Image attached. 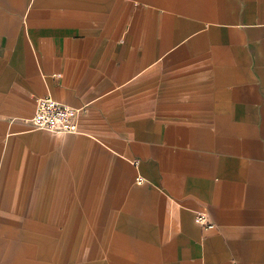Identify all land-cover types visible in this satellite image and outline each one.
<instances>
[{
    "label": "crops",
    "instance_id": "1",
    "mask_svg": "<svg viewBox=\"0 0 264 264\" xmlns=\"http://www.w3.org/2000/svg\"><path fill=\"white\" fill-rule=\"evenodd\" d=\"M0 264H264V0H0Z\"/></svg>",
    "mask_w": 264,
    "mask_h": 264
},
{
    "label": "built area",
    "instance_id": "2",
    "mask_svg": "<svg viewBox=\"0 0 264 264\" xmlns=\"http://www.w3.org/2000/svg\"><path fill=\"white\" fill-rule=\"evenodd\" d=\"M78 116L79 110L47 96L37 100L29 124L33 130L57 134L78 133ZM197 222L207 229L214 227L204 212L197 214Z\"/></svg>",
    "mask_w": 264,
    "mask_h": 264
}]
</instances>
